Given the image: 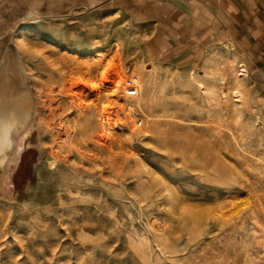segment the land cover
Masks as SVG:
<instances>
[{
  "label": "rangeland",
  "instance_id": "obj_1",
  "mask_svg": "<svg viewBox=\"0 0 264 264\" xmlns=\"http://www.w3.org/2000/svg\"><path fill=\"white\" fill-rule=\"evenodd\" d=\"M73 6L10 31L38 115L0 179V264H264V75L244 47L223 32L161 59L135 11ZM105 61L143 105L102 96L111 125L88 132L65 89L88 105Z\"/></svg>",
  "mask_w": 264,
  "mask_h": 264
},
{
  "label": "bare ground",
  "instance_id": "obj_2",
  "mask_svg": "<svg viewBox=\"0 0 264 264\" xmlns=\"http://www.w3.org/2000/svg\"><path fill=\"white\" fill-rule=\"evenodd\" d=\"M78 1L79 0H0V179L8 176L7 170L9 161L12 159V154L16 149L13 138L14 132L19 134V132L29 122L36 119L38 115L37 99L29 86L31 77L23 62L20 47H18L14 40H11V42L9 41L11 36L10 31L14 30L22 20H33L39 15L46 17L59 16L60 12H63L68 6L72 8L71 6L78 3ZM99 55L97 54V56ZM107 64L108 61L102 64L99 73L100 76L97 77V80H95L96 82L90 83L97 91L94 95L95 98L92 102H89L88 105L81 104L82 101L85 102L86 100H82L85 96L84 90H76L79 85L69 82V84H67V89H65L68 99H71L72 102L76 101L75 108L78 115L82 116L84 120V130L88 132L94 131L95 129L107 132L108 127L111 125V120L107 115L106 106L99 107L98 102L102 96H105V98H107L106 100H108L111 96H118L119 91H124L126 79H124L121 70H119L120 65H118V71L114 74H110L111 70L106 69ZM140 69L141 68L137 71L141 72L142 70L140 71ZM122 70L124 72V69ZM239 71L241 72L240 74L247 71L244 64L239 65ZM224 79L225 76H219L220 81L224 82ZM151 83V75L148 74L146 76V88L149 91L152 89ZM82 84L86 85V88L91 90L87 82L83 81ZM139 85L141 86V84ZM140 86L138 96L127 99L129 102L124 104L129 109L128 113L135 112L136 108H141L143 105V88ZM132 100H136L135 104L132 103ZM132 131L134 132L135 129H132ZM0 193L3 195L6 194V189L1 184Z\"/></svg>",
  "mask_w": 264,
  "mask_h": 264
},
{
  "label": "crops",
  "instance_id": "obj_3",
  "mask_svg": "<svg viewBox=\"0 0 264 264\" xmlns=\"http://www.w3.org/2000/svg\"><path fill=\"white\" fill-rule=\"evenodd\" d=\"M135 11L156 30L161 59L210 45L223 32L244 47L246 66L264 75V0H89Z\"/></svg>",
  "mask_w": 264,
  "mask_h": 264
},
{
  "label": "built area",
  "instance_id": "obj_4",
  "mask_svg": "<svg viewBox=\"0 0 264 264\" xmlns=\"http://www.w3.org/2000/svg\"><path fill=\"white\" fill-rule=\"evenodd\" d=\"M127 98H134L139 94V83L137 77H129L125 80L124 91L122 92ZM143 123L142 118H137L135 125L141 126Z\"/></svg>",
  "mask_w": 264,
  "mask_h": 264
}]
</instances>
